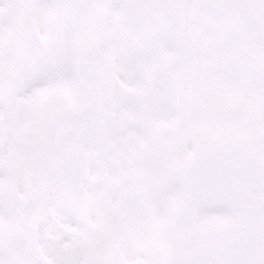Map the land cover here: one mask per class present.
Returning <instances> with one entry per match:
<instances>
[{"label":"snow or ice","instance_id":"1","mask_svg":"<svg viewBox=\"0 0 264 264\" xmlns=\"http://www.w3.org/2000/svg\"><path fill=\"white\" fill-rule=\"evenodd\" d=\"M0 264H264V0H0Z\"/></svg>","mask_w":264,"mask_h":264}]
</instances>
